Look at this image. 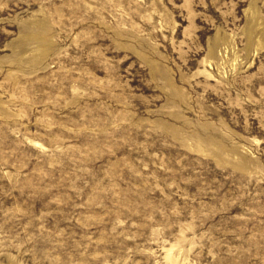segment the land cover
<instances>
[{
  "label": "rangeland",
  "instance_id": "1",
  "mask_svg": "<svg viewBox=\"0 0 264 264\" xmlns=\"http://www.w3.org/2000/svg\"><path fill=\"white\" fill-rule=\"evenodd\" d=\"M0 264H264V0H0Z\"/></svg>",
  "mask_w": 264,
  "mask_h": 264
}]
</instances>
